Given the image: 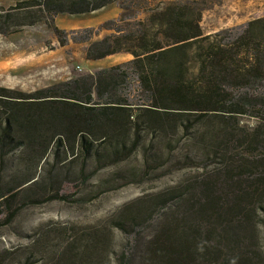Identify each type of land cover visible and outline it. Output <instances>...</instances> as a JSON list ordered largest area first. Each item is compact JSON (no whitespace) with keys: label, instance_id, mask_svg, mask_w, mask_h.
I'll return each mask as SVG.
<instances>
[{"label":"trees","instance_id":"obj_1","mask_svg":"<svg viewBox=\"0 0 264 264\" xmlns=\"http://www.w3.org/2000/svg\"><path fill=\"white\" fill-rule=\"evenodd\" d=\"M116 3L117 18L87 30L90 40L113 31L89 41L87 58L125 52L131 60L33 93L0 85L1 164L14 145L39 159L55 146L119 163L138 153L146 134L164 136V174L184 176L151 199L169 225L148 244L144 264H264V17L239 31L205 33L197 0H18L0 7V33L43 22L65 33L56 16ZM132 84L137 91L128 90ZM248 116L256 122L244 124ZM183 143L192 154L171 162ZM94 172L83 167L82 184ZM29 181L2 190V203L12 204ZM55 198L66 196L34 202ZM149 224L139 212L110 219L99 235H70L59 245L65 251L58 264H96L99 248L103 264H112L111 254L115 264H134L132 238L117 253L114 229L129 233ZM36 262L30 255L22 264Z\"/></svg>","mask_w":264,"mask_h":264},{"label":"rangeland","instance_id":"obj_2","mask_svg":"<svg viewBox=\"0 0 264 264\" xmlns=\"http://www.w3.org/2000/svg\"><path fill=\"white\" fill-rule=\"evenodd\" d=\"M17 1L0 0V7L9 8ZM197 1L204 6L201 24L205 33L228 28L239 31L248 21L264 17V0ZM119 11L116 3L99 12L58 15L55 25L65 31L60 34L47 22L0 33V85L33 93L78 75L131 60L133 56L125 52L98 60L88 59L86 54L89 41L113 32L100 30L90 40L86 38L90 34L87 30L98 29ZM63 40L65 44H62ZM128 90L137 91L133 84ZM241 120L247 125L256 122L250 116ZM164 143V136L146 134L138 153L119 163L113 158L100 159L96 155L85 158L76 151L74 155L70 149H55V146L39 159L35 151L25 146H12L5 165L0 160V192L20 184L28 176L31 181L18 190L12 204L2 203L0 198V264H22L30 255L32 259H38L35 264H58L65 251L64 246L59 245L70 235H99L110 219L131 218L139 212L150 224L133 227L129 233V230L125 233L114 229L113 247L119 253L131 237L135 247L134 264H144L148 244L169 225L164 208L153 207L151 199L176 185L184 176L181 170L164 174L167 167L164 164L170 159L167 150L164 151ZM191 147V144L183 143L171 162L184 161L192 154ZM83 167L86 173L95 171L85 184L81 182ZM55 194L66 198L38 202ZM12 212L15 214L7 222ZM94 251L95 263L103 264V250ZM110 257L115 264V256L111 254Z\"/></svg>","mask_w":264,"mask_h":264},{"label":"crops","instance_id":"obj_3","mask_svg":"<svg viewBox=\"0 0 264 264\" xmlns=\"http://www.w3.org/2000/svg\"><path fill=\"white\" fill-rule=\"evenodd\" d=\"M111 6H113V5L107 6V7L103 8V9H101V10H98V11H96V12H99V11L105 10V9L111 7ZM119 14H120V11L117 13V16H115L114 18H117V17L119 16ZM114 18H113V19H114Z\"/></svg>","mask_w":264,"mask_h":264}]
</instances>
